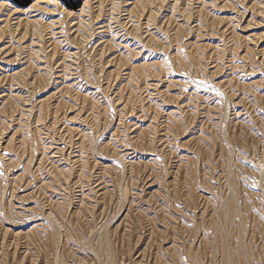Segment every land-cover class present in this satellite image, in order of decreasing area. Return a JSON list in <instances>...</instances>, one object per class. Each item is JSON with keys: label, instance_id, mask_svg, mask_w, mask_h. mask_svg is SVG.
<instances>
[{"label": "rangeland", "instance_id": "1", "mask_svg": "<svg viewBox=\"0 0 264 264\" xmlns=\"http://www.w3.org/2000/svg\"><path fill=\"white\" fill-rule=\"evenodd\" d=\"M0 264H264V0H0Z\"/></svg>", "mask_w": 264, "mask_h": 264}, {"label": "bare ground", "instance_id": "2", "mask_svg": "<svg viewBox=\"0 0 264 264\" xmlns=\"http://www.w3.org/2000/svg\"><path fill=\"white\" fill-rule=\"evenodd\" d=\"M23 2V0H10V2ZM63 1H65V0H63ZM74 4H76V2H74V3H72V5H74Z\"/></svg>", "mask_w": 264, "mask_h": 264}]
</instances>
